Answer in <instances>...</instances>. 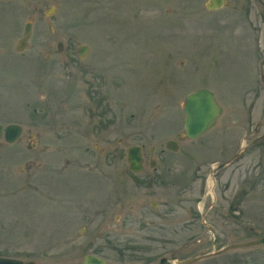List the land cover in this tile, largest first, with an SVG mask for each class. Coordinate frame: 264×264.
Segmentation results:
<instances>
[{"label": "rangeland", "instance_id": "obj_1", "mask_svg": "<svg viewBox=\"0 0 264 264\" xmlns=\"http://www.w3.org/2000/svg\"><path fill=\"white\" fill-rule=\"evenodd\" d=\"M207 1L0 0V124L23 128L15 142L0 140V256L173 264L214 251L213 229L219 246L264 234V0L216 10ZM26 21L29 46L17 52ZM198 88L222 114L189 139L182 108ZM85 93L107 95L103 136L75 132ZM42 98L57 112H34ZM131 145L142 147L138 173ZM228 218L236 224L220 225ZM232 259L264 264V247L192 264Z\"/></svg>", "mask_w": 264, "mask_h": 264}, {"label": "water", "instance_id": "obj_2", "mask_svg": "<svg viewBox=\"0 0 264 264\" xmlns=\"http://www.w3.org/2000/svg\"><path fill=\"white\" fill-rule=\"evenodd\" d=\"M224 6H229L227 0H208L206 3V9L216 10ZM54 7H50L46 11V15L53 13ZM31 33V23L28 22L24 26V30L20 39L16 43V49L19 51L24 50L27 47L28 39ZM59 48L61 43H58ZM88 47L81 45L79 47L78 55L80 58L84 57ZM184 122H183V135L189 139H194L202 135L203 133L212 129L220 115L222 114V107L219 105L215 95L212 91L206 88H199L191 91L185 96L183 108ZM21 126L16 123H10L5 126L0 124V138L3 137L8 143H12L18 139L21 134ZM166 149L170 151H176L178 144L174 140H167L165 142ZM141 147L138 145L129 146L127 149L126 160L128 162V168L133 172H141L143 169ZM155 161L150 160V166L154 167ZM222 166L218 165L217 168ZM264 244V237L255 240H249L239 243H232L224 246L220 251H214L209 253L200 254L195 257L186 258L183 260H176L175 264H192L200 259L213 256L217 253H221L227 250L244 248L256 244ZM165 258L160 260L159 264H164ZM0 264H35L33 261H23L13 257L0 256ZM83 264H105V261L93 254H87L83 258Z\"/></svg>", "mask_w": 264, "mask_h": 264}, {"label": "flooded vegetation", "instance_id": "obj_3", "mask_svg": "<svg viewBox=\"0 0 264 264\" xmlns=\"http://www.w3.org/2000/svg\"><path fill=\"white\" fill-rule=\"evenodd\" d=\"M28 22L31 23V28H32V22L31 21H26L24 23V25H23V30H24L25 24L28 23ZM22 33H23V31H22ZM21 36H22V34H21ZM21 36H20V38H21ZM30 37H31V33H30ZM30 37L28 39L27 47L29 46ZM20 38H18V39H20ZM18 39L15 42V49H16V43H17ZM27 47L24 50H26ZM57 49L58 50H61L62 49V43H61V47L60 48H59L58 43H57ZM24 50H22V51H24ZM78 50H79V48H78ZM16 51L17 52H22V51H19L17 49H16ZM78 57H79V55H78ZM106 96H107L106 93H85V98L86 99H84L82 101V103H80L79 106H78L79 111L81 112V114H83V117H84V119L82 118L80 121L76 120V123L77 122L79 123V124H77V126L75 128V130H76L75 132H76V134L78 136H83V137L87 136L88 130H95V131H97V133H96L97 137L103 136L102 131H101V127L104 126V124H105L102 120L105 118V116L107 114L106 113L107 106L105 105V97ZM48 102H49L48 101V98H47V100H46V98H42V103H40V105L38 106V108H34L33 109L34 112H38L39 114L57 112V110H55V108H53L54 111L52 110V107H54V106L53 105H50ZM74 108H76V107H74ZM74 112H75V110H74ZM85 113L88 115L87 117H85ZM92 116L98 117L97 119H100V121H98V120L92 121V119H91ZM83 123H85V124L83 125ZM21 129H22L21 130V133H22V131H23L22 126H21ZM29 135L31 136L30 133H29ZM1 139L4 140L3 137H1ZM57 139H58V137L57 138L56 137H50L49 140H48V142H51L52 141V143H55V141ZM100 139H102V137H100ZM42 150H44V148H41V151ZM142 163H143V161H142ZM54 168H55V165L52 163V165H50V167H48V170L50 172H53L54 171ZM228 219L229 220H227V221L224 220L223 222H221L220 225H235L236 224L237 219H235V218H228ZM201 224L204 227H206L207 230H211L210 225L208 223H206L204 220L201 221ZM221 236L222 235L220 234L219 230L213 229V239H212V241L216 245L215 246V250H214L216 252L217 251H220V249L223 248L224 246L229 245V244H225V245L219 246V244L217 242H219ZM261 237H264V234H262L260 236H256V237H254L252 239H249V240L259 239ZM249 240H246V241H249ZM242 242H244V241H242ZM253 246L264 247V244H261L260 243V244H256V245H253ZM249 247H252V246H249ZM239 249H242V248H239ZM228 251H230V250H227V251H224V252H221V253H217V254H215L213 256H217V255L223 254V253L228 252ZM210 257H212V256H210ZM210 257H208V258H210ZM249 257L250 256H245L244 258H249ZM176 260H177V258H175L174 260H172L173 261L172 263L175 264ZM234 261H235V264H236V259H232L230 261V263L231 262H234ZM240 262L243 263V260H240Z\"/></svg>", "mask_w": 264, "mask_h": 264}]
</instances>
